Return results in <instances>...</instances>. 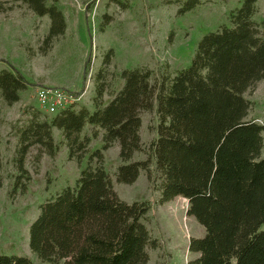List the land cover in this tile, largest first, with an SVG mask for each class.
Masks as SVG:
<instances>
[{"label":"trees","instance_id":"trees-1","mask_svg":"<svg viewBox=\"0 0 264 264\" xmlns=\"http://www.w3.org/2000/svg\"><path fill=\"white\" fill-rule=\"evenodd\" d=\"M35 14L47 15L49 43L65 28L61 11L46 0H17ZM199 0H187L180 11ZM257 0H242L230 11L228 24L199 40L187 67L171 76L141 66L120 71L122 87L107 104L105 87L96 74L94 109L73 106L39 119L36 115L15 130L12 157L15 185L25 192L30 179L23 167L28 149L52 156L58 144L52 128L61 131L69 159L80 164L72 185L38 207L28 226L27 245L40 264H145L153 245L144 223L148 200H122L106 170L103 152L118 144L121 163L117 183H133L148 173L160 202L176 196L188 201L186 214L204 228L189 241L197 256L187 264H264V124L248 118L251 101L245 92L264 79V24L253 19ZM103 65L110 64L106 55ZM27 83L19 74L0 69V97L10 105ZM156 103L157 137L142 152L141 114ZM93 128L91 134L84 126ZM101 130L102 145L86 152ZM1 171V157H0ZM2 177L0 173V186ZM14 189V188H13ZM13 193V191H11ZM0 264H34L27 256L0 254Z\"/></svg>","mask_w":264,"mask_h":264},{"label":"rangeland","instance_id":"rangeland-1","mask_svg":"<svg viewBox=\"0 0 264 264\" xmlns=\"http://www.w3.org/2000/svg\"><path fill=\"white\" fill-rule=\"evenodd\" d=\"M61 11L65 28L49 43L44 42L48 31L47 15H37L17 0H0V69L19 74L27 83L18 101L7 105L0 97V254L27 256L40 264L29 251L28 226L38 214V207L54 197L66 185H72L80 164L69 159L61 131L52 128V138L58 144L56 153H41L35 159L36 146L28 149L23 167L30 179L25 192L15 185L17 175L12 162L16 145L15 130L36 115L39 119L52 114L42 112L34 99L35 89L51 86L72 93L84 94L73 105L93 110L96 74L102 69L100 82L105 87L103 102L107 104L122 87L120 71L147 67L154 79L161 73L171 76L177 69L187 67L201 37L228 24L230 11L241 6L242 0H199L188 10L180 11L187 0H46ZM253 19L264 24V0H257ZM264 30V29H263ZM109 54L110 64L102 61ZM251 101L248 118L264 124V79L245 92ZM156 103L153 110L141 114L142 152L134 160L147 157L150 142L157 137ZM93 128L84 126L91 134ZM88 144L87 151L100 148L102 131ZM264 138V131L262 133ZM104 166L111 176L118 196L131 203L148 200L144 223L153 245L147 248L145 264H187L197 256L189 250V241L201 237L204 228L194 217L186 214L188 201L176 196L160 202V192L151 188L148 173L153 177L155 160L150 172L141 170L131 184L117 183L115 172L121 163L119 146L114 144L103 152ZM264 156V147L262 149ZM14 188V189H13ZM13 191V193H11Z\"/></svg>","mask_w":264,"mask_h":264},{"label":"built area","instance_id":"built-area-1","mask_svg":"<svg viewBox=\"0 0 264 264\" xmlns=\"http://www.w3.org/2000/svg\"><path fill=\"white\" fill-rule=\"evenodd\" d=\"M84 90L85 88L79 93H72L58 87L39 86L35 89L34 99L42 112L53 114L77 104Z\"/></svg>","mask_w":264,"mask_h":264}]
</instances>
